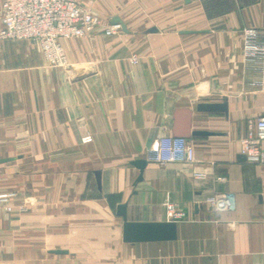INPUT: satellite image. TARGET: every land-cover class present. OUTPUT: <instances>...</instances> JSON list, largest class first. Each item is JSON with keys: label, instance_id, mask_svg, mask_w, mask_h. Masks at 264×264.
Listing matches in <instances>:
<instances>
[{"label": "crops", "instance_id": "1", "mask_svg": "<svg viewBox=\"0 0 264 264\" xmlns=\"http://www.w3.org/2000/svg\"><path fill=\"white\" fill-rule=\"evenodd\" d=\"M101 3L128 32L63 40L67 67L0 39V194L16 193L0 206V264H264V163L242 154L264 116V63H246L242 35L264 31V0ZM179 109L212 135L186 138L191 164L149 162ZM224 194L233 208L214 209ZM166 201L187 214L175 240L123 241L120 204L131 222H165Z\"/></svg>", "mask_w": 264, "mask_h": 264}, {"label": "built area", "instance_id": "2", "mask_svg": "<svg viewBox=\"0 0 264 264\" xmlns=\"http://www.w3.org/2000/svg\"><path fill=\"white\" fill-rule=\"evenodd\" d=\"M0 39L34 41L41 48L49 66L67 67L68 59L62 41L84 38L97 30L106 36L122 31L120 25L102 24L100 18L85 9L78 0H1ZM243 55L247 64L264 63V31L249 27L243 30ZM137 62V58L133 59ZM90 138H85L88 141ZM264 116L255 120L245 141L242 154L253 163H264ZM195 148L186 138L167 136L157 139L147 150V160L157 164L195 162ZM14 192L0 194V206L12 210ZM208 202L216 210L233 208L231 194L215 195ZM169 221L186 218V211L170 201L165 202Z\"/></svg>", "mask_w": 264, "mask_h": 264}, {"label": "water", "instance_id": "3", "mask_svg": "<svg viewBox=\"0 0 264 264\" xmlns=\"http://www.w3.org/2000/svg\"><path fill=\"white\" fill-rule=\"evenodd\" d=\"M189 2L190 0H185ZM112 25H120L122 30L128 32L126 25L119 17H114L111 21ZM157 28L153 27L148 30L149 33L157 32ZM198 111H209V112H227V103L224 101L220 104H206L201 103L197 107ZM186 110H177L176 111V121H175V137L180 138H190L191 135H212L210 132L206 131H190V121L191 113ZM184 112L187 116H181ZM7 161V160H2ZM133 165L136 166L141 174L138 178V181L142 179V173L147 165V161L136 160L133 162ZM98 186H101V174L100 172H95ZM117 214L123 220L122 226V239L125 243L134 244L139 242H152V241H172L177 238V222L175 221H165V222H131L127 218V204H120L117 208ZM56 254L65 253L62 250H54Z\"/></svg>", "mask_w": 264, "mask_h": 264}, {"label": "rangeland", "instance_id": "4", "mask_svg": "<svg viewBox=\"0 0 264 264\" xmlns=\"http://www.w3.org/2000/svg\"><path fill=\"white\" fill-rule=\"evenodd\" d=\"M81 6H83L85 9L89 10L93 14L97 15L100 20L102 21V24H107L106 21L108 20L109 16L107 13H104L102 8L101 0H78Z\"/></svg>", "mask_w": 264, "mask_h": 264}]
</instances>
